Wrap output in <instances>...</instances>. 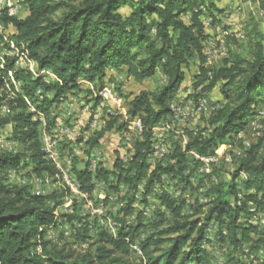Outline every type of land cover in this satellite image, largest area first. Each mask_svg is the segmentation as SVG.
Instances as JSON below:
<instances>
[{
    "label": "trees",
    "instance_id": "16d2710c",
    "mask_svg": "<svg viewBox=\"0 0 264 264\" xmlns=\"http://www.w3.org/2000/svg\"><path fill=\"white\" fill-rule=\"evenodd\" d=\"M221 1L85 0L71 5L52 0H25L27 16L2 17L3 25L14 28L12 40L17 58L33 62L35 69L31 73L15 68V57L0 59V108L6 106L10 112L7 118H0V129L9 125L11 139L25 146L27 152L25 155L0 153V264H131L128 260L131 246L148 227L140 217L129 226L122 222L114 236L98 227V240L102 244L94 254H65L63 250L50 249L49 241L44 239L45 229L59 226L55 208L49 203L58 206L57 195H34L28 187L8 185V170L16 169L23 158L29 159L37 175L56 174L44 159L38 139L40 121L35 117L48 118L51 107L63 103L68 95L78 94L81 81L100 91L110 84L118 90L119 84H115L111 72L124 73L139 83L151 79L158 71L164 77L166 83L161 90L142 91L127 103L129 117H138L142 125L141 137L133 147L128 166L116 160L110 171L96 173V178H102L106 184L126 185L135 192L143 184L140 194L144 202L161 176H182L189 152L208 157L219 147L232 145L234 140L243 145L237 136L255 119L259 106L264 108V47L260 41L255 43L250 60L223 61L221 67L211 71L209 87L221 83L223 97L209 122L212 128L206 135L191 137L182 152L176 148L170 155L174 166L160 164L146 175L150 169L147 158L153 128L168 117V103L185 81L184 68L189 60L197 58L204 63L203 43L208 35L203 18L220 14ZM246 1L264 9V0ZM207 72L208 69L200 67L194 87L207 80ZM91 101L94 108L101 99L95 96ZM115 121L87 140L88 151L98 145ZM263 141L259 139L243 151L226 183L208 190L215 198L207 212L202 211V206L193 207L198 218L184 217L181 205L163 198L174 221L157 231L163 223L160 219L153 224V233L136 245L143 261L140 264H213V258L204 249L208 241L206 232L212 222L226 232L220 240L231 247L227 254L229 261L239 254L249 259V264H264V226L250 223L254 215L251 207L264 213ZM241 174L246 179L238 189L235 181ZM75 176L80 190L89 196L94 189L92 175L85 169L75 171ZM239 193L240 204L231 205V199L236 200ZM133 212L129 203L124 215ZM66 218L81 223L77 237L85 239L83 219Z\"/></svg>",
    "mask_w": 264,
    "mask_h": 264
},
{
    "label": "rangeland",
    "instance_id": "374dc122",
    "mask_svg": "<svg viewBox=\"0 0 264 264\" xmlns=\"http://www.w3.org/2000/svg\"><path fill=\"white\" fill-rule=\"evenodd\" d=\"M83 1L85 0H52L54 3L62 2L71 5H79ZM226 1L228 0H222L218 4L222 9L220 14L215 16L213 14L212 17L206 15L203 18V23L211 21L212 28L208 29V37L213 41L214 50L225 53V57L212 62L211 71L221 67L223 61L250 60L255 43L258 41L264 47V9L257 3H250L245 0L238 1L237 5H235L236 8L235 6L221 7L222 5L224 7L228 5ZM27 14V9L24 7L20 17L23 18ZM215 26L219 27V31L213 30ZM238 33L244 35V40L238 41L235 38ZM14 34V28L11 25L5 26L2 24V29H0L2 37L0 40V59L3 61L5 58L13 59L15 57V68L26 69L33 73L35 69L33 62H26L17 58V51L13 47L14 42L12 40ZM203 45L205 50L208 46L206 41H204ZM204 63L198 61L197 58L189 60V63L184 68L185 81L183 86L188 87L184 89V92L189 89L196 91L201 87V91L207 93L210 105L220 104L223 102L220 92L221 83H217L213 88H210L212 75L207 76L206 81L194 87L200 67H205ZM111 74L115 84H119L117 86L118 90L114 89V84L106 85L105 87H113L114 93L120 100L119 103L101 101L97 107L93 108L92 97L98 96L102 90L99 91L93 85L81 81L78 94L68 95L63 103L51 107L48 112V118L43 116L35 117L40 121L38 139L42 151L44 152L48 148L47 146H49L50 142L55 141L56 151L60 159L64 156L72 159L74 173L75 171L85 170L91 159L97 163L96 173L98 170L110 171L112 162L119 158L118 154L120 152L117 150L120 149L121 153L127 156L130 155L136 141L133 139L134 142L127 145L124 144V136L129 134L126 125H129V121L133 119L127 114V103L142 91L158 92L166 83L159 71L151 79L140 83L132 78H127L124 73L111 72ZM15 87L19 89L18 84ZM259 109L264 108L259 106ZM9 115L8 107L2 106L0 108V118H7ZM213 116L214 114L200 115L185 130L182 137L176 138V135L171 133V137L167 139V145L170 147L168 155L155 162H147L150 169L146 175L160 164L168 167L174 166L175 161L170 159L173 151L178 148L182 152L185 147L183 142L185 144L188 143L191 137L200 133L206 135L207 131L212 128L209 122ZM115 119V123L99 140L98 145L88 151L87 140L94 133L102 131L106 125ZM94 123L96 124L94 125ZM9 131V125L0 129V153L27 154L25 146L13 141ZM237 138H241L242 141L248 142L250 145L256 144L259 139L264 140V119H254L249 127L239 134ZM241 145L237 140H234L232 145L219 147L215 155L221 156H219L215 164L209 166L208 171L201 169V165L194 161L190 155H187V164L182 176H172L171 174L161 176L154 183L145 202L139 192L129 189L126 185L116 186L111 184V186L108 183L106 184L102 178H96L98 184L94 186L89 196L86 195V199L72 196L68 190H64L62 187L52 188L51 191L53 192H49L50 190L48 191L45 184L40 183L44 176L49 175L46 173L42 175L34 173L33 167L27 158H23L16 169L8 170L7 182L10 187H28L31 192H42L44 190L48 192L46 196L57 195L56 202L60 203L58 206L54 202H49L50 207L55 208L54 215L59 224L54 239L49 241V248H55L57 251L63 250L65 254L72 253L76 256H82L86 253L94 254L95 249L102 244L98 240V227L101 231L111 235L107 220H110L111 225L115 223L113 227L117 230L122 222L125 223V226H129L134 224L140 217L142 222L147 224L148 227L134 240V245L137 246L153 233V224L158 223L160 219H163V223L157 231L168 227L173 223L174 218L165 208L163 202L165 197L174 201L176 205H181V214L184 217H190L191 220L199 217L198 214L194 213L193 207L202 206V211L207 212L211 201L215 198L214 195L208 194V190L226 183L233 175L240 158H242V156H238V152L243 151V145ZM45 161L49 163L50 159L47 158ZM243 180L244 178L241 174L235 181L238 189H241ZM241 200L242 198L240 202ZM236 202L234 198L231 199V205ZM100 203L103 205L102 212L105 218L98 217L92 212V209H95ZM129 203H131L134 212L129 216H125V209ZM66 216H77L83 219L82 226L87 231L85 239L77 237V229L81 227V223L75 219L68 221ZM221 234L226 235L225 230L218 228L215 222L210 223L206 232L208 241L204 244V249L213 258V264H249L250 260L241 257L239 254H236L234 260H228L227 254L230 252L231 247L227 242L220 240ZM258 256L261 257L260 252ZM128 260L131 264L143 262L141 254L135 250H132Z\"/></svg>",
    "mask_w": 264,
    "mask_h": 264
},
{
    "label": "built area",
    "instance_id": "2783aa9c",
    "mask_svg": "<svg viewBox=\"0 0 264 264\" xmlns=\"http://www.w3.org/2000/svg\"><path fill=\"white\" fill-rule=\"evenodd\" d=\"M25 0H0V29H2V22L1 19L4 15H7L9 17H16L21 18V11L24 10ZM188 20V18H186ZM204 24V29L206 31V34L208 35V29H211V21H206ZM214 31H219V27L215 26ZM154 32V31H152ZM227 34V33H226ZM235 38L238 41L244 40L243 34H236ZM206 40L207 47L204 50V66L206 69H208L207 76L211 75V69L210 66L212 62H215L217 60H220L221 58L225 57V53L214 50L213 41L207 38ZM188 87H184L183 85L181 88L175 92V94L172 96L168 103V109H169V115L166 119L160 121L154 128L152 132L151 137V152L147 158V162H155L157 160H160L164 158L166 155H168L170 147L167 145V139L171 137V133L176 135V138L182 137L184 135L185 130L196 121L200 115L209 114L212 115L216 113V111L220 108L219 104L216 105H210L208 103V97L207 93L205 91H201V87L198 88L196 91L192 90H186L184 92V89H187ZM98 97L101 99L102 102L105 103H119L120 100L116 96V94L113 91V87H104ZM255 119H264V109H258L257 115L255 116ZM97 123V122H96ZM94 123V125L96 124ZM127 124V123H126ZM93 128L94 126L91 125ZM127 130L129 131V134L127 136H124V144L127 145L128 143L138 141L141 137L142 132V125L141 121L138 117H134L131 121H129V125H126ZM183 145H186L185 142H183ZM250 144L248 142L243 141V151L250 148ZM48 148L45 149V156L44 159L47 158L50 159L49 165H52L56 171V174L51 176H44L43 180L40 182L41 184H45V187L48 188L49 192L52 188H59L62 187L64 190H68L72 196H75L77 198L86 199V194H84L80 190V184L76 180V176L74 173V164L71 158L64 156L62 159L58 156V153L56 151V142L52 141L49 143ZM185 148V147H184ZM184 150V149H183ZM120 152L118 154L119 158L117 160L121 161L124 166L129 163L133 156V149L130 153V155H126L124 153H121V150H117ZM243 151L238 152V156L243 157ZM188 155L190 157L198 162L201 165V169H205L208 171L209 166L212 164H215L218 161L219 156L218 154H214L213 156L208 157H202L198 155L196 152H189ZM116 161V160H115ZM114 161V162H115ZM112 162V165L113 163ZM96 161L90 160L88 167H86V170L92 175L91 183L95 186L97 185L98 181L96 180ZM111 165V167H112ZM111 169V168H110ZM242 177L244 180L246 179V175L242 174ZM143 185L140 184L137 187V192H142ZM57 190V189H56ZM31 194L34 195H42L46 196V191H36L31 192ZM241 199V194L239 193L236 198V203L239 205ZM102 203L98 204L95 209H92L93 214H95L98 217L105 218L103 212H102ZM254 215L252 216V219L250 221L251 224L259 226L262 228L264 226V213L257 212L254 207H251L250 210ZM109 223V227L111 230V235H115L116 228L114 224H110V220H107ZM56 229L55 227H50L45 229V240H53L56 235ZM132 250H135L140 253L138 247L136 245L131 246Z\"/></svg>",
    "mask_w": 264,
    "mask_h": 264
},
{
    "label": "crops",
    "instance_id": "0c3cea01",
    "mask_svg": "<svg viewBox=\"0 0 264 264\" xmlns=\"http://www.w3.org/2000/svg\"><path fill=\"white\" fill-rule=\"evenodd\" d=\"M238 1L240 2L241 0H228V1H226V2H228L227 4L228 5H226L225 7L222 5L221 7H223V8H226V7H232V6H235V5H237V3H238ZM246 1V0H245ZM247 2V1H246ZM235 8H236V6H235Z\"/></svg>",
    "mask_w": 264,
    "mask_h": 264
}]
</instances>
